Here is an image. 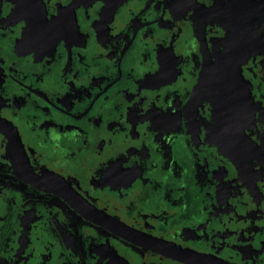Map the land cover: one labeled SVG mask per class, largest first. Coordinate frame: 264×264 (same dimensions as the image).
Segmentation results:
<instances>
[{
  "label": "flooded vegetation",
  "instance_id": "flooded-vegetation-1",
  "mask_svg": "<svg viewBox=\"0 0 264 264\" xmlns=\"http://www.w3.org/2000/svg\"><path fill=\"white\" fill-rule=\"evenodd\" d=\"M0 264H264V0H0Z\"/></svg>",
  "mask_w": 264,
  "mask_h": 264
},
{
  "label": "water",
  "instance_id": "water-1",
  "mask_svg": "<svg viewBox=\"0 0 264 264\" xmlns=\"http://www.w3.org/2000/svg\"><path fill=\"white\" fill-rule=\"evenodd\" d=\"M225 60H226V59H225ZM225 78H231V76H228V77L226 76ZM209 87L211 88L212 86L209 85ZM225 87H226V88H230V89L232 90L233 83H229V82H228L227 85L225 84ZM220 93H221V92H219V91H214V95H215L217 101L220 100V97H219V94H220ZM225 93H226V92H225ZM230 93L233 94V93H235V92H234V91H231Z\"/></svg>",
  "mask_w": 264,
  "mask_h": 264
},
{
  "label": "rangeland",
  "instance_id": "rangeland-1",
  "mask_svg": "<svg viewBox=\"0 0 264 264\" xmlns=\"http://www.w3.org/2000/svg\"><path fill=\"white\" fill-rule=\"evenodd\" d=\"M123 1V0H122Z\"/></svg>",
  "mask_w": 264,
  "mask_h": 264
}]
</instances>
